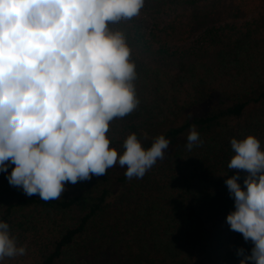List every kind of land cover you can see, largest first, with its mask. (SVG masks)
I'll return each instance as SVG.
<instances>
[{
	"label": "trees",
	"instance_id": "1",
	"mask_svg": "<svg viewBox=\"0 0 264 264\" xmlns=\"http://www.w3.org/2000/svg\"><path fill=\"white\" fill-rule=\"evenodd\" d=\"M202 1L145 0L150 30L140 16L113 25L132 50L140 103L111 122L110 146L122 154L131 133L145 148L164 135V158L142 178L117 164L49 201L9 184L14 165L0 172V221L27 249L0 264H240V249L251 254L226 222L235 203L225 181L239 171L243 187L248 175L227 167L232 138L252 134L264 151V0H238L226 20L167 17ZM193 124L203 144L189 151Z\"/></svg>",
	"mask_w": 264,
	"mask_h": 264
},
{
	"label": "clouds",
	"instance_id": "2",
	"mask_svg": "<svg viewBox=\"0 0 264 264\" xmlns=\"http://www.w3.org/2000/svg\"><path fill=\"white\" fill-rule=\"evenodd\" d=\"M145 0H0V172L10 185L41 200L59 199L66 183L105 176L142 178L164 158V135L145 148L135 133L120 154L111 147V122L139 106L136 64L125 33L113 25L140 15ZM144 139H147L145 137ZM203 141L195 124L185 147ZM234 155L226 179L235 210L230 229L251 240L240 264H264V151L249 134L230 141ZM10 226L0 221V261L26 254Z\"/></svg>",
	"mask_w": 264,
	"mask_h": 264
},
{
	"label": "rangeland",
	"instance_id": "3",
	"mask_svg": "<svg viewBox=\"0 0 264 264\" xmlns=\"http://www.w3.org/2000/svg\"><path fill=\"white\" fill-rule=\"evenodd\" d=\"M260 1V0H259ZM259 1L256 3L258 4ZM238 0H203L202 2L194 4L182 5L178 12H171L167 17L178 18L177 22H183V26L188 25L190 22H197L199 20L209 19H221L226 20L230 17V13L238 5ZM153 14H146L141 10L140 18L142 19V27L145 30H150L154 23ZM182 34V31L178 34L175 32L171 35L173 41H177ZM200 259L204 260L205 257L200 255Z\"/></svg>",
	"mask_w": 264,
	"mask_h": 264
}]
</instances>
